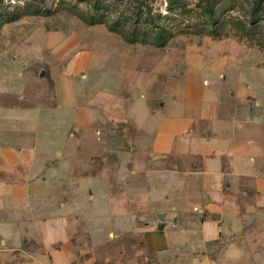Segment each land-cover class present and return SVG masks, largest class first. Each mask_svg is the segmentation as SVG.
Here are the masks:
<instances>
[{
    "label": "crops",
    "instance_id": "crops-1",
    "mask_svg": "<svg viewBox=\"0 0 264 264\" xmlns=\"http://www.w3.org/2000/svg\"><path fill=\"white\" fill-rule=\"evenodd\" d=\"M77 52L0 126V264H264L259 95L195 71L124 93Z\"/></svg>",
    "mask_w": 264,
    "mask_h": 264
},
{
    "label": "rangeland",
    "instance_id": "rangeland-1",
    "mask_svg": "<svg viewBox=\"0 0 264 264\" xmlns=\"http://www.w3.org/2000/svg\"><path fill=\"white\" fill-rule=\"evenodd\" d=\"M113 1L118 3V12L113 11L110 24L119 12H130V0ZM154 1L155 10L165 15L167 1ZM185 1L194 8L200 0ZM249 1L236 0L235 9L222 14V19L227 16L231 20L219 36L191 34L178 16L175 36L166 46L156 47L129 44L120 34L110 31L108 25L86 24L80 15L90 13L88 0H0V126L9 120L33 118L40 105L50 104L51 77L60 67V63H54V56L72 46L78 54L93 55L96 69L103 57L111 70L109 75L113 81L118 78L117 84H121L124 93L135 78L153 77L157 87L189 71L208 78L222 73L226 77L233 72L238 89L259 95L257 101L264 107V49L259 46L264 44V15L247 35L249 26L244 24V10L239 4ZM69 10L79 14L73 15ZM241 26L246 28L240 29ZM27 95L33 100H23Z\"/></svg>",
    "mask_w": 264,
    "mask_h": 264
},
{
    "label": "trees",
    "instance_id": "trees-1",
    "mask_svg": "<svg viewBox=\"0 0 264 264\" xmlns=\"http://www.w3.org/2000/svg\"><path fill=\"white\" fill-rule=\"evenodd\" d=\"M165 15L154 8V0H130V12H119L110 24L113 11L118 12V3L113 0H88L90 13L80 15L88 25H108L110 31L118 33L129 44L153 45L164 47L175 36L177 17L182 18L184 27L191 34L219 36L220 30L226 28L230 20L222 14L234 10L236 0H200L194 8H189L185 0H166ZM85 2V1H84ZM244 10V24L249 26L246 34L254 31L258 20L264 15V0H250L246 5L239 4ZM78 15V11H70ZM172 22V23H171ZM244 25V26H245ZM240 27V29L246 27ZM180 29V28H179ZM264 49V44H259Z\"/></svg>",
    "mask_w": 264,
    "mask_h": 264
},
{
    "label": "built area",
    "instance_id": "built-area-1",
    "mask_svg": "<svg viewBox=\"0 0 264 264\" xmlns=\"http://www.w3.org/2000/svg\"><path fill=\"white\" fill-rule=\"evenodd\" d=\"M174 227V226H173Z\"/></svg>",
    "mask_w": 264,
    "mask_h": 264
}]
</instances>
